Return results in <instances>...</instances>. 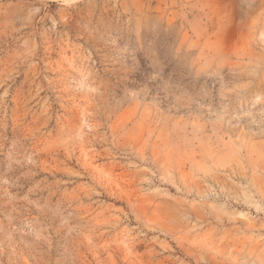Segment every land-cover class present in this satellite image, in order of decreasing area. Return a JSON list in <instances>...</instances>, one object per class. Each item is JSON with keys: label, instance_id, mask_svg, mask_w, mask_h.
Listing matches in <instances>:
<instances>
[{"label": "rangeland", "instance_id": "rangeland-1", "mask_svg": "<svg viewBox=\"0 0 264 264\" xmlns=\"http://www.w3.org/2000/svg\"><path fill=\"white\" fill-rule=\"evenodd\" d=\"M0 264H264V0H0Z\"/></svg>", "mask_w": 264, "mask_h": 264}]
</instances>
